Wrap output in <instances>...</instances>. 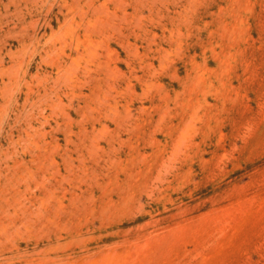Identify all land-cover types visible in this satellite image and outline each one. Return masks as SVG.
Segmentation results:
<instances>
[{
  "label": "rangeland",
  "instance_id": "1",
  "mask_svg": "<svg viewBox=\"0 0 264 264\" xmlns=\"http://www.w3.org/2000/svg\"><path fill=\"white\" fill-rule=\"evenodd\" d=\"M0 264H264V0H0Z\"/></svg>",
  "mask_w": 264,
  "mask_h": 264
},
{
  "label": "bare ground",
  "instance_id": "2",
  "mask_svg": "<svg viewBox=\"0 0 264 264\" xmlns=\"http://www.w3.org/2000/svg\"><path fill=\"white\" fill-rule=\"evenodd\" d=\"M193 4V3H192ZM166 54V53H165ZM89 68V67H88ZM154 70V69H153ZM28 92V91H27ZM28 97V96H27ZM24 108V107H23ZM20 113V112H19ZM26 117V116H25ZM103 130V129H102ZM70 166V165H69ZM64 174V173H63ZM56 215V214H55Z\"/></svg>",
  "mask_w": 264,
  "mask_h": 264
}]
</instances>
